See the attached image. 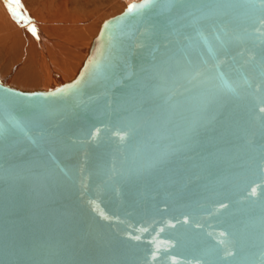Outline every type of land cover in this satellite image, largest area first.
Returning a JSON list of instances; mask_svg holds the SVG:
<instances>
[{
  "label": "water",
  "instance_id": "95a60500",
  "mask_svg": "<svg viewBox=\"0 0 264 264\" xmlns=\"http://www.w3.org/2000/svg\"><path fill=\"white\" fill-rule=\"evenodd\" d=\"M141 3L0 81V264H264V0Z\"/></svg>",
  "mask_w": 264,
  "mask_h": 264
},
{
  "label": "rangeland",
  "instance_id": "374dc122",
  "mask_svg": "<svg viewBox=\"0 0 264 264\" xmlns=\"http://www.w3.org/2000/svg\"><path fill=\"white\" fill-rule=\"evenodd\" d=\"M61 1L50 0L48 4L43 2L32 10L25 9L23 12L20 8V13L22 15L26 13L37 30L36 35L31 33L29 38L24 39L13 35L15 34L14 27L13 33H10L8 37V24L5 27V22L1 23L0 17V81L3 84L21 91H46L66 83L64 77L65 74H69L68 68L61 66L57 60V56L63 57L62 55L68 54L64 45L75 43L91 49L92 41L97 36L101 24L120 14L131 2L140 0H101L97 6V14L88 18L84 23L79 22L72 3L63 5ZM74 57L75 54L71 55L72 59ZM85 58L86 53L82 55L80 63H83ZM37 66H41L42 75L48 77V80L50 79L47 73L52 68L54 78L44 85L42 76H39L37 71L39 76L38 80L36 79L37 83L25 85L24 81L27 78L23 77ZM77 73H72L67 82L71 81Z\"/></svg>",
  "mask_w": 264,
  "mask_h": 264
},
{
  "label": "bare ground",
  "instance_id": "6f19581e",
  "mask_svg": "<svg viewBox=\"0 0 264 264\" xmlns=\"http://www.w3.org/2000/svg\"><path fill=\"white\" fill-rule=\"evenodd\" d=\"M50 0H20V4L22 5V12L23 10H32V8L39 6L43 4H48ZM101 0H62L61 4L63 5H72V8H74L76 17L79 18L80 23H84L88 18L94 17V14H97V6L98 3ZM11 8H15V5H11ZM20 10V9H19ZM20 12V11H19ZM21 14V13H20ZM26 14V13H24ZM27 15V14H26ZM13 17L12 12L10 10V6L8 3V0H1L0 1V17H1V23L4 21L5 22V27L8 24V32L7 36L9 37L10 33H13V27H14V32L15 36H20L25 39V37H28L29 34L31 35V32L27 30L28 26L23 25L22 23H17L16 19H11ZM10 18V21H9ZM30 19V18H29ZM31 20V19H30ZM9 22V23H8ZM29 38V37H28ZM64 49L67 51L68 54H64L61 56H57V60L59 61L61 66H65L68 68L69 74H65V80L67 82L68 77L75 72H78L83 63H80L82 55L86 53V57L89 55L90 49L88 47L86 48L85 45H76L75 43L71 44H65ZM75 54V57L72 59L71 55ZM34 57V55H33ZM37 68V70H36ZM42 76V81L44 82V85L48 84L51 79H53V69L50 68V71L47 73V76H49L48 80L45 76L43 77L42 71H41V66L33 67L31 72L26 74L23 78H27L24 81L25 85H35L37 83L36 79L38 76ZM46 71V70H44ZM72 71V72H70ZM31 77H30V76ZM77 75V74H76ZM34 77V78H32ZM38 80V79H37ZM48 80V81H47ZM51 82V81H50Z\"/></svg>",
  "mask_w": 264,
  "mask_h": 264
},
{
  "label": "snow or ice",
  "instance_id": "6c2138e0",
  "mask_svg": "<svg viewBox=\"0 0 264 264\" xmlns=\"http://www.w3.org/2000/svg\"><path fill=\"white\" fill-rule=\"evenodd\" d=\"M10 10L12 12L13 18L17 20V23H22L23 25H27V30L31 32L34 36L36 35V27L32 24L31 20L27 17L26 14H20L19 9L22 8L20 4V0H8ZM153 3V0H142L140 5H130L128 7V13L131 14L134 11L142 10L148 8ZM15 5V8H11V5ZM264 111V109H262Z\"/></svg>",
  "mask_w": 264,
  "mask_h": 264
}]
</instances>
